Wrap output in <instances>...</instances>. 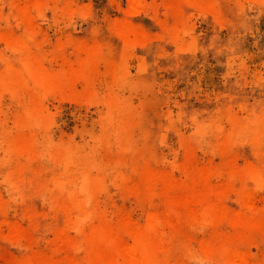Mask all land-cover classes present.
I'll return each instance as SVG.
<instances>
[{
    "label": "bare ground",
    "instance_id": "1",
    "mask_svg": "<svg viewBox=\"0 0 264 264\" xmlns=\"http://www.w3.org/2000/svg\"><path fill=\"white\" fill-rule=\"evenodd\" d=\"M126 1L127 12L107 37L93 33L89 40L69 38L66 47L74 56L57 71L45 66L40 51L44 37L41 25L49 6L55 4L69 16L86 17L90 10L75 6L71 0H0V23L4 24L0 27V48L11 52L13 61L12 66L0 70V114L4 97L18 99L29 82L37 94L28 99L34 106L43 94H73L77 84L84 87L82 96L89 94L100 67L122 74L114 70L116 62L127 59L150 30L162 51L180 43L189 32L190 14H198L213 26H227L228 14L236 19L245 15V3H264L230 0V7L226 0H160V5L152 8L146 0ZM115 105L111 99V112ZM135 125L126 121L119 134L120 148L126 153H122L124 160L119 161L118 171L126 174L115 184L118 196L111 200L102 175H92L87 166L72 170L75 158L70 151L54 152L65 172L51 181L54 190H49L31 160L37 151L30 138L22 135L5 149L28 161L0 164V229L8 232L3 242L17 244L26 237L27 222L46 245L18 264H182L183 253L173 249V239L187 226L201 232L199 251L214 264H258L252 249L264 245V205H255L256 191L264 193V114L230 121L231 132L225 135L222 120L204 125L202 139L194 143L202 145L206 138L213 139L211 147L222 158L213 170L191 169L195 144L179 135L174 161L165 166L157 147L166 145L167 136L175 131L171 122L145 132L138 149L131 146ZM240 158L247 160L243 168L234 167L223 182H212L221 181L213 171ZM175 172L188 181H177ZM100 196L110 205H102ZM120 198L137 202L146 213L145 230L132 227L129 210ZM42 202L47 205L45 213L40 210ZM12 211H16L14 217ZM114 217L117 223H113ZM164 226L169 228L168 236Z\"/></svg>",
    "mask_w": 264,
    "mask_h": 264
},
{
    "label": "rangeland",
    "instance_id": "2",
    "mask_svg": "<svg viewBox=\"0 0 264 264\" xmlns=\"http://www.w3.org/2000/svg\"><path fill=\"white\" fill-rule=\"evenodd\" d=\"M71 1L77 7L90 10L89 14L69 16L51 4L41 25L44 37L40 51L45 66L57 71L66 59L74 56L73 50L66 47L69 38L89 40L93 33L105 38L128 10L126 0ZM226 2L233 6L230 0ZM146 3L153 8L161 1L146 0ZM244 9L245 15L238 19L228 14L227 26H213L198 14H190L189 32L180 43L162 51L153 42L155 33L150 30L127 59L116 62L114 70L122 74L115 75L101 66L85 96H82L83 85L77 84L73 94L57 97L43 94L34 106L28 101L37 95L31 82L18 99L5 96L0 114V164L28 161L5 151L23 135L35 144L37 154L31 160L49 190H54L52 180L65 172L54 152L65 149L75 158L72 170L87 166L92 175L103 176L111 200L118 196L115 184L126 174L118 171L119 161L124 160L122 153H126L120 148L126 121L136 124L131 129V146L137 149L143 145L145 132L169 122L174 125L175 131L167 136V144L157 147L165 166L170 167L177 147L176 135L194 143L195 139H202L205 124L222 120L225 135L231 132L230 121L264 114V3H245ZM0 27L4 24L0 23ZM11 56L4 46L0 48V70L12 66ZM111 99L116 104L113 112L109 109ZM205 141L202 145L194 143L192 170H213L221 164L222 158L211 147L213 139ZM246 161L240 158L235 164L213 171L221 181L213 179L212 182H223L234 167L243 168ZM175 177L182 183L188 181L178 172ZM99 199L102 205H110L105 196ZM119 200L129 210L132 227L145 230L147 215L138 203ZM255 205H264L262 191H256ZM42 207L40 210L45 213V202ZM15 215L16 211H12L11 217ZM112 220L117 223L115 217ZM29 225L24 223L27 235L17 244L3 242L8 232L0 229V264H18L24 257L46 248ZM164 234L168 236V226H164ZM200 238L201 232L189 226L179 230L173 239V249L183 253L182 264H214L201 255L197 244ZM252 254L255 262L264 264V245L253 248Z\"/></svg>",
    "mask_w": 264,
    "mask_h": 264
}]
</instances>
